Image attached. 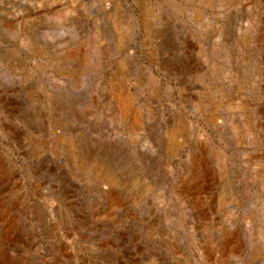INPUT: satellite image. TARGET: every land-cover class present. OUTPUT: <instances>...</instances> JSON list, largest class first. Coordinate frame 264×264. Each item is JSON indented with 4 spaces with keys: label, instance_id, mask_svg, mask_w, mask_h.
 <instances>
[{
    "label": "rangeland",
    "instance_id": "1",
    "mask_svg": "<svg viewBox=\"0 0 264 264\" xmlns=\"http://www.w3.org/2000/svg\"><path fill=\"white\" fill-rule=\"evenodd\" d=\"M0 264H264V0H0Z\"/></svg>",
    "mask_w": 264,
    "mask_h": 264
},
{
    "label": "bare ground",
    "instance_id": "2",
    "mask_svg": "<svg viewBox=\"0 0 264 264\" xmlns=\"http://www.w3.org/2000/svg\"><path fill=\"white\" fill-rule=\"evenodd\" d=\"M125 111V110H124ZM125 113V112H124Z\"/></svg>",
    "mask_w": 264,
    "mask_h": 264
}]
</instances>
